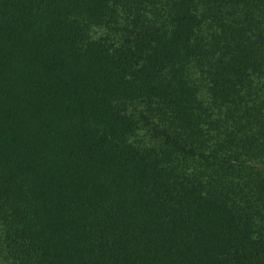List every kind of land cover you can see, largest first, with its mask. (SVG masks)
Masks as SVG:
<instances>
[{
    "label": "trees",
    "instance_id": "16d2710c",
    "mask_svg": "<svg viewBox=\"0 0 264 264\" xmlns=\"http://www.w3.org/2000/svg\"><path fill=\"white\" fill-rule=\"evenodd\" d=\"M0 264H264V0H0Z\"/></svg>",
    "mask_w": 264,
    "mask_h": 264
},
{
    "label": "rangeland",
    "instance_id": "374dc122",
    "mask_svg": "<svg viewBox=\"0 0 264 264\" xmlns=\"http://www.w3.org/2000/svg\"><path fill=\"white\" fill-rule=\"evenodd\" d=\"M93 34L96 36V35H99V32H93ZM138 135H139L138 138L140 137V139L143 138V136H144V134H143L142 131H139V132H138ZM145 139H146V138H144V140H145Z\"/></svg>",
    "mask_w": 264,
    "mask_h": 264
}]
</instances>
